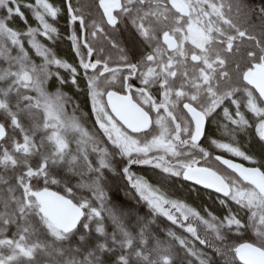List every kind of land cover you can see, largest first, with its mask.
Returning a JSON list of instances; mask_svg holds the SVG:
<instances>
[{"label": "snow or ice", "instance_id": "snow-or-ice-1", "mask_svg": "<svg viewBox=\"0 0 264 264\" xmlns=\"http://www.w3.org/2000/svg\"><path fill=\"white\" fill-rule=\"evenodd\" d=\"M216 257L264 264V0H0V264Z\"/></svg>", "mask_w": 264, "mask_h": 264}, {"label": "trees", "instance_id": "trees-1", "mask_svg": "<svg viewBox=\"0 0 264 264\" xmlns=\"http://www.w3.org/2000/svg\"><path fill=\"white\" fill-rule=\"evenodd\" d=\"M85 3H88V4H95V0H84ZM94 10V9H93ZM59 53L64 55L66 58L70 59L71 60V54L69 53V46L67 43H62L59 47ZM65 91H69V90H65ZM69 94H71V92L69 91ZM81 100H83V97L80 98ZM69 115H71V108L69 107ZM73 147H75V145L73 144ZM237 161H240L238 158H237ZM242 162V161H240ZM243 163H247V162H243ZM216 165L213 164V167H215ZM151 174V173H149ZM53 190H57L55 186H53ZM183 195L184 197H188V193L187 191H183ZM195 196V194H193ZM120 196V199L122 201H125V203H132V204H135V201H128L125 197H124V193L121 192L119 194ZM196 200V204L199 205V204H204L205 207H207L208 205H211L213 204V200L211 198H209V196L207 195V192L206 191H202L200 196L199 197H196L195 198ZM143 209H141V214L143 213ZM245 240H247L248 242H255L256 240V237H255V234L253 232H249L247 233L245 236H244V239L242 240H239V241H234L233 243H240V242H245ZM216 259L218 261H220V264H223V261L220 260V257H216Z\"/></svg>", "mask_w": 264, "mask_h": 264}, {"label": "flooded vegetation", "instance_id": "flooded-vegetation-1", "mask_svg": "<svg viewBox=\"0 0 264 264\" xmlns=\"http://www.w3.org/2000/svg\"><path fill=\"white\" fill-rule=\"evenodd\" d=\"M237 162H240V161H237Z\"/></svg>", "mask_w": 264, "mask_h": 264}]
</instances>
